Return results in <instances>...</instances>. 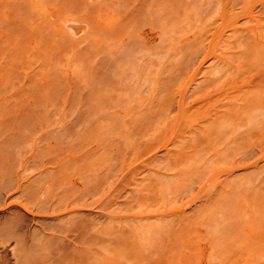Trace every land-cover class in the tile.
<instances>
[{"label":"bare ground","instance_id":"obj_1","mask_svg":"<svg viewBox=\"0 0 264 264\" xmlns=\"http://www.w3.org/2000/svg\"><path fill=\"white\" fill-rule=\"evenodd\" d=\"M58 1L0 0V264H190L191 262L196 264L199 261V257H203V254H205L203 251L206 249L208 250V254L205 256L208 264H264V0H205V3L203 0H198L197 2H201V5L200 3H195L196 0H181L182 4L178 2L179 0H130L131 2H126L133 5L132 8L128 4L125 5L126 9L127 7L129 10L131 9L128 12L129 14L124 13L127 14L124 15V17L126 16V24H135L138 17L141 18L143 14L149 11L147 13L148 15H145L148 17L150 14L151 17L154 14L151 18L153 20L151 22L150 19L149 24L151 23L153 25L154 23L153 26L155 27L152 26V30L158 27L161 33H157V37L160 34L158 39L162 37L161 35L165 34L163 36L165 40L163 37L162 39L165 44H169L167 42L171 40L172 34L174 36L176 32L177 34L175 35L177 36L172 37V39L176 37L177 42L173 39L169 45L165 46L158 39L156 41L160 43L157 45V42H155L154 44L152 39L148 38L147 35L139 34L135 36L136 38L133 35L131 37V33L134 34L136 25L140 29L146 26L144 24L145 22L142 24L141 19L138 20V24L141 26L135 24V28L130 31L126 27V24H121L120 32H123L124 36H129L131 39L126 38L128 40L127 43L126 41H122V43H126L124 46L123 44L121 45L124 47L122 49L119 44L121 43L120 38L122 39L123 37V40L125 39L119 32L116 38L112 40L113 42H110L111 49V45L115 44L118 40L119 43L117 42L115 44L116 48L119 45L118 49H115L113 45L108 56L106 48H109V44L106 48H104L105 46L102 48V50L107 52L100 53L103 56L105 54V57L102 59L108 57V60L106 59L104 61L105 63L107 62L106 67L103 66L106 70L99 67L104 63L98 65V69L106 71V73L104 72L102 74L98 72L100 70H94L96 71L95 73L98 72V75L101 74V76L96 75L97 77H95V73H93L94 78H104L105 75L104 80L97 79L100 82L98 85L96 79L92 77V70L97 65H93L94 67L91 66V61L99 53V50L97 53L93 52H95V49L100 48L98 47L100 43H93L95 41L89 38V35L92 38L93 36H98L96 37L97 40L102 37L100 40L103 39L101 41L103 45L104 42H107L106 40L104 41V38L107 40L110 39L109 35L106 38L103 36V33L106 35L110 31L111 33H115V29L111 25L109 27L106 26L107 20L105 19V13V26H101L100 28L98 24L99 26L97 25L98 27L95 31V27L92 25L91 27L94 29H89L93 30L92 32L99 30L98 32L100 33L101 31V37H99L100 35L98 33L92 34L91 31V33H88L89 26L86 28L87 31L84 29L88 34L82 29L81 31L85 33L84 37L81 35L82 38L80 37L78 39L77 35L74 37L76 33L73 32L75 31L74 29L72 31V26H65V22L69 19L67 18L66 20L65 18L64 21V17L61 16L62 11L64 13L66 12L65 9H70V4L75 0H71V2L67 1V4L65 2L66 0L64 2L60 0L61 4ZM134 1L135 5L132 4ZM89 3H92V0ZM138 3L140 7L137 6ZM202 3L207 6H203ZM59 5L61 8L65 5V8L63 7L61 9L58 7ZM79 5L77 4L78 7H80ZM197 5H200L199 7L201 9L198 7V10H196ZM147 6L148 10L146 8ZM104 8L108 7L104 6ZM59 9L61 11H58ZM72 9H74L73 6L70 10ZM192 9L195 10L194 13H192ZM178 10H180V13H178ZM199 10L200 12L197 13L196 11ZM181 12L185 16L187 15V18H184V20L180 19L181 17H185ZM196 13L197 15L195 16L197 18H195L199 20V23H196L198 20H195L194 23L190 21L189 24V19L194 20L195 18L191 19V17H194L193 14ZM188 15L191 17L189 18ZM203 16H205L207 21L202 18ZM209 16L211 19L214 17L212 19L213 21L217 19L214 21V23L217 21V26L211 23L209 24V26L211 25L209 28L207 24L212 21L211 19L208 21ZM60 17L63 20L61 19L59 21V19H56ZM51 18H55L58 21L55 19L52 20ZM156 18L160 20H156ZM181 20L186 28L187 26L188 28L191 27L190 25L192 24L193 27L194 25H200V27L196 26L197 29L200 28L199 30L204 28L198 32L200 33L199 35L195 33L198 31H196V27L192 29L193 32L189 30L192 33L191 36L194 34V37H192L193 39L195 38L194 40L190 38L188 29L186 30L189 34V37L187 36L186 38L189 44H192L193 41H197L200 38L206 41H209V39L212 40L213 38H210L212 34H209L210 36H202L201 33L203 32L202 34H205L208 28L210 30L215 26L213 30H215L214 41L216 42H213L212 45H217L216 50L210 44L211 40L209 41L210 45H207L208 49H210L208 50L205 46L206 49L204 50L208 51H203L202 55L198 51L193 52V46L191 51L194 54H190L188 60L187 55L189 54L185 51V57L182 49L187 42L184 43V40L181 41L180 36L178 37L181 34L182 28H180L179 34L176 31L178 28L175 29V27H184L180 23ZM203 21H205L204 24L205 26L207 25L206 27L203 26ZM177 22L178 26L175 24ZM155 23L162 25L159 27ZM186 23L188 24L186 25ZM146 24L148 23L146 22ZM122 26H125L129 33L125 32L127 29L122 30ZM102 28L107 29V31H102ZM135 31L137 32L139 29ZM125 33L129 35H125ZM182 33H185V31H182ZM167 34L168 37L166 36ZM196 35L199 39H196ZM204 36L209 37V39L207 40ZM132 38L135 39L133 42L131 41ZM168 38L170 39L166 42ZM178 38L182 44L178 43ZM73 39H78L79 41L77 40V42ZM81 39L82 42L84 40L85 42L86 40L91 41V45L88 41L86 42L90 46L88 44V47L87 45L86 47L82 45L84 47L82 49H86L87 51L94 49L93 52H89V56L92 54V57L87 58L88 53L84 50V57L88 60L86 59V63H83L81 60L80 62H76L75 60L81 58L79 53L83 51L81 50V45L78 44L80 46L78 59L72 58L74 59H71L73 65L69 67V59L67 60V58L70 54H67L65 50L68 52L71 48L73 50L74 43L78 50L77 43H82L80 41ZM200 40L203 42L202 39ZM61 41L64 46L67 42V47L69 46L68 43H70L71 48L66 49V47H62V43H58ZM172 41L174 45L178 44L177 48L181 45L180 48L183 52H179V54L182 53L184 56L180 55L181 58L178 57L180 59L184 58L185 62H187L186 65L176 58L177 52L171 55L175 53L174 49H176L172 45ZM202 42L198 45L202 44ZM57 43L58 46H61L60 48L57 47ZM159 44L160 46L163 44L165 48L169 46V49L164 48L161 49L162 52L159 51L162 53V56L164 54L167 56L168 54L170 59H173L172 56H175L178 64L177 62H175V65H173V62L169 65L165 64L166 67L169 66L170 70H168V73L166 72L165 77L162 75L164 78L161 77L163 79V82H161L163 85L160 84L159 86L157 82L155 83L157 85H151V89L150 85L146 84L149 90H151H147L148 93H157L155 90L153 92V89L155 86H159L160 89L162 85L161 92L158 91L159 94L157 93L158 96L151 94L155 97L152 99L149 97L151 95L148 94L147 100L140 102L130 101L132 102H129L130 105L132 104L130 106L128 103L129 100L135 99L137 101L136 97L138 93L140 94L139 91L141 89L139 88L142 84L141 82L143 84L148 83L150 76L157 73L156 75L160 77L161 74L158 73L164 72V69H161L162 67L159 68L160 65L158 64L160 53L158 51L159 54L152 52L153 49L158 50L161 48H158ZM92 45H94V48ZM172 46L174 49L170 50ZM90 47L93 49H87ZM197 47L201 52L204 46L201 47L200 45ZM29 48L31 49L29 50ZM33 49L38 53L34 52L35 50ZM56 49L59 50L56 51ZM54 51L58 52L57 55L56 53L54 54ZM62 52H64L63 55L66 53V56H64L66 59L64 60L68 62L63 61L64 57ZM27 53H29V56ZM48 55L51 57H49L50 59L54 58L56 63L48 59ZM55 55L56 57L59 56L57 61ZM71 55L69 58L74 57L75 54L73 55L71 53ZM30 56L31 58L29 59ZM60 56L63 58L61 57V59ZM152 56H154V59L151 58ZM99 58L97 57L95 62ZM164 58L163 60L166 62L162 61L161 57L159 59V61L161 60L160 64L169 61L168 57L167 60ZM32 60H36L37 62L34 61L33 63ZM82 60L84 61L83 58ZM152 60L158 64L155 65L153 63L155 68L152 66ZM51 61L57 65L52 64L54 65L52 67L50 65ZM58 61H63L62 63L64 65L65 63L67 64V67L64 66L65 69L75 68V65L78 68L82 63L81 69L78 68L81 71L78 70L77 73L76 68L75 73L77 74L72 73L74 78L71 79L68 76L72 80L69 82L74 83L79 79H82L81 81L84 79L86 87H89L90 84L88 83L91 82V92L89 91L90 87L85 88V85L80 80L79 82L77 81V84L75 82L74 85L69 83V85H73V88L80 83L78 86L82 90L84 88L87 89L86 93H84L85 90L83 92L85 95L80 94L78 99L79 93L82 90L80 92L78 86L75 88L76 91L78 89L77 93H79L78 96L77 94H73V97H77L75 104L79 105H77L78 109L74 106L76 110L72 107L77 113V115H71L73 116L72 118L69 113L66 114L68 110H65L63 114L61 113L60 109L62 106L60 107V104L62 102L59 104V101L65 102L64 99H71L70 96L66 98V93L68 94L66 90L70 87L65 88V84L68 85L66 82L68 80V77H66L67 71H73V69L65 71V76V74H62L65 70L64 67H61L63 64ZM207 61H211L208 64L210 65L211 63V66H215V68L213 67L212 69L214 70H212L210 68L211 66L206 64L203 69L207 67L210 69L207 68L209 70H207L208 72H202L203 69L201 68ZM47 62L50 63L48 64ZM57 62L61 65L59 66ZM87 64H90L91 69ZM45 65H49L50 67L47 66L49 67L47 68ZM165 65L163 68H165ZM53 68H57L58 70H56L58 72H55ZM152 68L153 70L156 69L155 71L157 72L154 73L155 71H151ZM157 68L162 71L157 70ZM59 69H62L63 72ZM189 69L190 73H187ZM90 70L92 71L91 73ZM53 72L59 74V76H56L57 74L55 75ZM59 72H61V75ZM80 72L83 73L81 74ZM84 72L87 74L90 73L89 76L94 80L89 81L90 77ZM185 74H187V77ZM77 75L79 77L82 76L79 78ZM184 75L187 79L183 77ZM200 75L201 78L199 77ZM83 76L84 78H82ZM59 77L60 79L64 77V80L66 78V83L63 84L62 79V83L60 84L61 86L63 84V88L66 90L64 89L65 95L63 94L64 96L62 95L63 97H60L63 99L58 100L57 104L55 100L60 99L59 96L63 92V88H61L58 89V91H61V94H57V87L59 86L57 79ZM76 77L78 79H75ZM117 78L124 82L120 83L119 80H116ZM151 79L153 78L151 77ZM182 79H185L186 82H183ZM93 81H95L96 84L94 83V85L96 87L100 85L104 87L106 84L105 88L107 87L109 91L107 93L108 97L102 95L105 98H101L100 95L104 94L105 91L101 86V88H95L92 84ZM180 82L182 84L177 89L176 86ZM194 82L198 85L194 86ZM118 84H122L123 87L127 88L125 89L126 92L122 93L127 102L124 104L126 107L123 105V110H120L121 105L118 103L120 101L116 103V98L120 99L122 91V85L118 88ZM72 87L71 89L73 90ZM180 87L184 89L179 91L181 89ZM189 87V91L192 88V92H190H194L195 94H191L188 91ZM170 88H174L176 91L178 95L177 100L163 96L162 91L166 93ZM195 88L198 90L195 91ZM101 89H103V92L99 93ZM127 90H130V94L132 95L133 93L135 98L132 96V99H129L127 96L130 94L126 96L128 93ZM118 91L120 94L117 96ZM175 91L171 92L173 93ZM92 92L93 94L89 96ZM114 92L117 94L115 95ZM96 93L100 94V97H97L98 94L96 95ZM187 94L191 96L188 95L187 98ZM86 95L88 97L96 95L99 98L98 100H103L102 104L106 103V105L104 104L103 107L100 104L101 102H97L101 109L97 113V107L94 105H92L93 107L91 106V102L96 98L91 100L93 97L88 99ZM82 96L81 101L84 98L86 103L88 102L87 99L89 101L91 100V102L87 103L88 106L86 105L87 108L89 107L88 110L85 109L84 100L82 101L84 106L82 102L80 103ZM192 96L193 98H200L199 103ZM73 97L71 100H73ZM189 97L191 98L189 99ZM156 98L157 100L160 98V100L157 101L155 100ZM187 100H193V102H188ZM53 102L59 107L55 106L53 109ZM73 102H69L70 105L71 103L73 105ZM51 103L52 105H50ZM205 103L210 106V109L207 110L210 113L205 114ZM46 104L48 106L50 105L51 108L47 107ZM197 105L203 106L205 111ZM78 106H81V108ZM82 108L85 113L82 110L80 111ZM104 108H106L105 116L103 113L105 111H102ZM174 108H176V113L173 111L175 110ZM52 109H58L59 112L57 110L54 112ZM78 112L82 115V117L79 116L83 118V123L80 121L82 119L77 118L79 117ZM91 112L98 114V118L104 122L95 125L92 119L95 117L98 122L100 120L96 114V116L92 115ZM86 113L89 116H85ZM53 114L57 116L59 114V117L63 115V120L62 118H58V122H62L61 125H66V122H64L65 120L67 121L65 114L66 116L69 114V118L73 124L76 122L79 124L80 121L82 126L84 124L83 129H85L82 130V126L80 124L76 125L77 123L75 124L77 127L75 125L72 126L71 122L69 126V120L65 128L68 127L64 129L60 123H56L57 119L54 121L58 124L54 127L57 131L56 129L54 131L52 127L54 123L46 122L47 119L50 120L49 118ZM37 115V122L39 123L35 125L34 129L32 128V131H36V133H30L34 135L37 134V131L40 133L42 130L40 126H44L45 124L43 123H46V126H44L46 129L48 125H51L47 129L49 133L45 132V128H43V132L51 137L54 136L55 138L56 136L60 139L57 140L55 138L54 141V138L50 137L54 144L49 143L55 146H53L55 153L50 144V151L52 150L53 154L49 153L48 149L45 150V152L49 153V155L46 153L47 158L50 156L48 160H52V163L49 162L51 165L46 163L42 164L41 161V165H39L40 163L36 167V164L34 165L35 169L38 168L36 176L39 179L34 178L36 177L35 174H33L34 177L24 176L25 171L28 169L25 161L21 160L22 162L18 164L20 166L18 169L14 165L16 162L12 163L14 159H12L13 155L10 153L13 149H11V144H13L12 135L14 132L13 141H23L21 140L22 136H20L21 139L16 138L18 136L15 137L16 133H19L21 129L23 130L25 128L26 122L30 121L27 123L28 125L34 123L36 121L34 118ZM54 115L51 119L57 117ZM91 115L94 117L88 120L92 124L90 122L88 124L85 120L90 118ZM44 116H47V118L45 119ZM41 117L46 121L44 122ZM13 118H16V120H13ZM17 118L19 120L23 118L20 121L25 122V124L20 121L18 122L21 124H18L16 122L18 120ZM40 121H43V123ZM23 124L25 125L24 127ZM38 125L40 130L36 127ZM57 126L61 127L58 128ZM29 128L31 127L29 126ZM68 128L78 129L79 132L78 130H67ZM59 129L60 131H65V134L62 132L64 136L60 135L61 132H58ZM49 130H53L51 133L54 134L51 135ZM27 131L25 132L24 130L23 132L27 133ZM29 131L27 134L30 135ZM23 132H20V135ZM98 133L100 136L102 134V141H99L100 137ZM24 134L22 135L24 136ZM86 134L88 137H86ZM32 137L34 138L33 135ZM36 139L38 138H34V140ZM97 139L100 143H98ZM31 140L33 144H36V141L34 143V140ZM31 140L30 142L32 143ZM24 141L23 145L29 142L28 139L27 142L25 141L26 143ZM55 142H60V144ZM84 142L100 144L102 152L100 151L98 154L100 150L98 147L100 148V145H95V148L97 147L96 149L92 147L93 150L89 148L83 149ZM17 143L15 144L16 146L19 144ZM20 143L22 144V142ZM31 143L29 144L31 145ZM88 143L86 147L90 146ZM21 144L19 146H22ZM81 145L83 146L81 147ZM140 150H144L141 152V155L146 154L148 158H145L144 155L143 157L146 160L141 161V163L138 161V164H136L137 161L134 160V156L139 154ZM160 151L161 154L163 152V155H159ZM132 154L133 156H131ZM23 155H19L22 156L21 159L24 157ZM52 155H55V157L53 156V158ZM92 155H94V158H91ZM95 156H99V158L96 159ZM17 159L15 158V160ZM93 159L95 160L92 163ZM143 169L147 172L149 169L148 173L150 174L146 175L147 173L142 172L143 174L140 176V172ZM144 174L146 176H142ZM123 192L125 193L124 196H122ZM93 208H97L96 211H99V214L97 213L98 215L95 213L92 216L87 213L91 209L93 211ZM197 259L198 261H196Z\"/></svg>","mask_w":264,"mask_h":264},{"label":"rangeland","instance_id":"obj_2","mask_svg":"<svg viewBox=\"0 0 264 264\" xmlns=\"http://www.w3.org/2000/svg\"><path fill=\"white\" fill-rule=\"evenodd\" d=\"M55 1L57 2V0H55ZM61 1H62V0H61ZM61 1L59 0L58 2L60 3ZM67 1H68V2H71V0H66V1H65L66 4H67ZM79 1H80V0H75V1H73V2L70 4L71 6L69 5L70 7L68 6L70 9H71V7L73 6L74 9L70 10V9H68L67 6H66V8H67L68 10L65 9L66 12L63 13V11H62V13H61V14H62L61 16L64 17V21H65V18H66V20H67V18L69 19L68 21L65 22V26H70V27L72 26V28H71L72 31H73V29L75 30V31H73V32L76 33L74 37H76V35L78 36V39L81 37V35L84 37V34L87 33V32L84 31V29L86 30V28L89 27V26H90V28H88V33H89L90 31H91V32L93 31V30H89V29H94V28L91 27L92 25L95 27V31H96V29H97V27H98L99 25H100V28H101V26H105V25H104V20H105V19L107 20V21H106V26L109 27V25H111V26L115 29V33H111L110 30H108V31H110V33H109V32H108V33L106 32L107 35L103 33V36L106 37V38H108V37H107L108 35L110 36V37H109L110 39H108V40L104 38V41L106 40L107 42H104V43L102 42L103 45L101 44V41H102L103 39L100 40V39L102 38L101 35H100L101 31H100V33L98 32L99 30H97V32H92V34H94V33H98V35H100L99 37H101V38H98V40H97V38H96V37H98V36H93V38H92V36L89 35V36H90L89 38H91L93 41H95V42L92 41L93 43H95V44H96V43H100V45L98 44V47H100L99 49H95V50H94V49H93V48H94V47H93L94 45H92L93 48H91V47H90V48H87V49H91V50L93 49L95 52H93V50H92V51H87L86 49H82V47H83L82 45H85L84 47H86V45L88 44V43L86 44V42H87L88 40H86V42H85V40H84V42H82V39H81L80 41H81L82 43H77V45H78V44L81 45V50H83V51H81L82 53L80 52V48H79L80 46L78 45V48H79V49H78L79 51H78L77 48L75 47V43H74V48H73V50H72V48L70 47V46H71L70 43H68L69 46L67 47V46H66L67 42H66V43L64 42V43H65V46L63 45L62 41H61V42H58L59 44L62 43V47L64 46V48L66 47V49H69V47L71 48L72 51L69 50V52H68V51L65 50V52H66L67 54H68V53L70 54V55H68L69 57L72 56L71 53H73V55H74V54L76 55V57H75V55H74V57H71V58H69V57L67 56V57H68L67 60L69 59L68 61H69V62L71 61V62L69 63V62L66 60V61L68 62V66H69V67H70L71 65H73V64H72V62H73L72 60H74V59H72V58H77V57H78V52L81 53V54L79 53V55H80L81 58L79 57L80 59H79V60H75V61H76V62H77V61L80 62V60H81L83 63H84V62L86 63V59L89 58V57H90V58L92 57V54H91V56H89V52L97 53V51L99 50V51H98L99 53H97L98 56L95 55V56H96V57H95L96 59L94 58V60H93V58H92V61H91V64H92L91 66H93V65H94V66L97 65L96 68L93 66V67H94V69L92 70L93 72L90 70V73L92 72V77L94 78L93 73H95L97 70H100V71H98V72H100V73H102V74H103L104 72L106 73V71H102L101 69L106 70V68L104 69L103 66L106 67V63H107V62L105 63L104 61H105L106 59L108 60V57L105 58V59H102L103 57H105V54H104V56H103V54H100V53H101V52H102V53L105 52V50H102V48H103L104 46H105L104 48H106V47L108 46V44H109V46H108V47H109V48H108L109 50L106 48V51H108V53L105 52V53H107L108 56H109V52H110V50L113 48V45H114V47H115V44H116L117 42L119 43L118 40H117V42L115 41L116 43L113 44V45H111L112 47H111V49H110V44H111L110 42H113L112 40H114V38H116V36H117L118 33L120 32V30H121V29H120L121 24H123V23H124V25L126 24V21H125V17H126V16L124 17V15L129 14L128 12H129L131 9L129 10L128 7H127V9H126V6H125V5L128 4V3H129L128 1H130V0H94V1L92 0V3H89L91 0H88V1H87V0H81L80 2H79ZM82 1H84V2H83L84 4L81 3ZM116 1H118V2H116ZM119 1H120V2H119ZM131 1H132V0H131ZM131 1H130V2H131ZM136 1H137V0H136ZM148 1H149V0H148ZM177 1H178V0H177ZM182 1H183V0H182ZM182 1L179 0L178 2H179L180 4H182ZM194 1H195V0H194ZM197 1H198V0H196L195 3H198ZM199 1H200V0H199ZM204 1H205V0H203V2H204ZM214 1H215V0H214ZM63 2H64V0H63ZM74 2H75L76 5L74 4ZM87 2H88L90 5L92 4L91 7H89L90 5H89ZM104 2H105V3H104ZM126 2H128V3H126ZM59 3H58V4H59ZM80 3H81V5H79ZM199 3H200V5H201V2H199ZM199 3H198V4H199ZM204 3H205V2H204ZM58 4H57V5H58ZM60 4H61V3H60ZM77 4H78L80 7H78ZM132 4L135 5V1H134V3H132ZM177 4H178V3H177ZM202 4H203V3H202ZM62 5H63V4H62ZM62 5H61V6H62ZM84 5H85V7H84ZM86 5H89V6H86ZM128 5H129V7H131V8H132V6H133V5H131V3L128 4ZM128 5H127V6H128ZM200 5H197L196 10H198V7H199ZM205 5H206V4H205ZM205 5L203 4V6H205ZM64 6H65V5H64ZM64 6H62V8H63ZM76 6H77L78 8H77ZM82 6H83V7H82ZM104 6H106V7H108V8H104ZM112 6H113V8L116 6V7L114 8V10H112L113 8L111 9ZM137 6L140 7V4L138 3ZM145 6H146V4H145ZM194 6H196V5H194ZM206 6H207V5H206ZM206 6H205V7H206ZM55 7H56V6H55ZM58 7H60V5H59ZM86 7H88V8H86ZM142 7L144 8L143 5H142ZM142 7H141V9H143ZM60 8H61V7H60ZM62 8H61V9H62ZM64 8H65V7H64ZM146 8H147V10H148V6H147ZM193 8H194V7H193ZM199 8L201 9V7H199ZM203 8H204V7H203ZM56 9H58V8H56ZM104 9H105L106 11H105ZM153 9H154V8H153ZM63 10H64V9H63ZM107 10H108V11H107ZM111 10H112V12H114V11H115V12H114V13H112V12L109 13ZM127 10H128V11H127ZM145 10H146V9H145ZM151 10H152V9H151ZM154 10H155V9H154ZM55 11H57V10H55ZM58 11H61V10L59 9ZM192 11H193L192 13L195 12L194 9H192ZM150 12H151V11H150ZM154 12H156V11H154ZM196 12L198 13V12H200V10H199V11H196ZM55 13L58 14L57 12H55ZM55 13H54V14H55ZM59 13H60V12H59ZM105 13H106V15H105ZM108 13H109V14H108ZM115 13H116V14H115ZM124 13H127V14H124ZM140 13H141V10H140ZM142 13H143V11H142ZM147 13H149V11H148ZM147 13H145V14H147ZM178 13H180V10H178ZM178 13H177V14H178ZM182 13H183V12H181V14H182ZM184 13H185V11H184ZM184 13H183V14H184ZM197 13H196V14H193L194 17H193V16L191 17V16H189V15H188V16H189V18L191 17V19H193V18L196 17L195 15H197ZM56 14H55V15H56ZM114 14H115V15H114ZM145 14H143L144 16L142 15L143 17L141 16V18L138 17L137 22H136L135 24H138V20L141 19L142 24H143V22H145L144 24H145L146 26H148V27L145 26L144 28L141 27L142 29H140V28H138V26L136 25V29H135V30L139 29V31L136 32V31L134 30V34H135V35L131 33V37H133V36L135 37V36H137V35H139V34L144 35V36L147 35V37L150 38V39H152V41H153L154 44H155V42H157L156 40L158 39V37L160 36L161 33L159 32L158 27H157V28H154V29L152 30V26L154 25V23H153V25H151V23L149 24L150 19L152 18V16H153L154 14H153L151 17H150V14H149L148 17H150V18L146 17ZM55 15H54V16H55ZM104 15H105L106 18L104 17ZM147 15H148V14H147ZM179 15H180V14H179ZM191 15H192V14H191ZM57 16H58V15H57ZM115 16H116V17H115ZM157 16H158V15H157ZM184 16H185V14H184ZM128 17H129V16H128ZM154 17H155V16H154ZM180 17H181V15H180ZM180 17H178V18H180ZM206 17L208 18V16H206ZM211 17H212V16H211ZM104 18H105V19H104ZM142 18H143V19H142ZM184 18H187V15H186L185 17H183V18L181 17L180 19H183V20H184ZM196 18H197V17H196ZM196 18H195L194 20H190V19H189V24H190V21H192V22L194 23V21L196 20ZM199 18H200V17H199ZM202 18H203L204 20L206 19L205 16H203ZM213 18H214V17H212V19H213ZM51 19H52V18H51ZM53 19H55V18H53ZM53 19H52V20H53ZM56 19H59V21H60V20L62 19V17H60V18H56ZM56 19H55V20H56ZM158 19H159V18H156V20H158ZM210 19H211V18H210V16H209L208 21H210ZM212 19H211V20H212ZM62 20H63V19H62ZM152 20H153V19H151V22H152ZM159 20H160V19H159ZM177 20H178V19H177ZM186 20H188V19H186ZM186 20H185V22H187ZM197 20H198V19H197ZM197 20H196V21H197ZM200 20H202V19H200ZM215 20H217V19H215ZM215 20H214V21H215ZM218 20H219V19H218ZM56 21H58V20H56ZM64 21H63V22H64ZM69 21H70V23H69ZM141 21H140V22H141ZM206 21H207V19H206ZM212 21H213V20H212ZM212 21H210V23L206 22V23H208L207 25L209 26V24L214 23V21H213V22H212ZM54 22H55V21H54ZM61 22H62V21H61ZM121 22H122V23H121ZM146 22L150 25L151 28L149 27L148 24H146ZM185 22H184V23H185ZM204 22H205V21H203L202 24H204ZM216 22H217V21H216ZM216 22H215L214 24H216V26H217V23H216ZM218 22H220V21H218ZM58 23H59V22H58ZM158 23H159V22H158ZM180 23L183 24L182 20H181ZM180 23H179V24H180ZM196 23H199V20H198V22H196ZM196 23H195V24H196ZM200 23H201V22H200ZM66 24H67V25H66ZM98 24H99V25H98ZM135 24H134V23H133V24H126V25H127L126 27H127V28L129 29V31H130V30H133V29L135 28ZM155 24H157V23H155ZM175 24L178 26V22L175 23ZM187 24H188V23H186V25H187ZM191 24H192V23H191ZM60 25H61V23H60ZM62 25H64V23H62ZM95 25H96V26H95ZM97 25H98V26H97ZM138 25H140V24H138ZM157 25H159V27H161L162 24H157ZM157 25H156V26H157ZM183 25H184V24H183ZM192 25H193V24H192ZM192 25H190L192 28L189 27V28H191V29H189L188 26H187V28H186L185 25H184V27H182L181 24H180L181 27H175L174 25H172V26L175 27V29L178 28V30L176 29V31H178V34H179V31H180V28H182V31H185V33H182V31H181V32H180L181 34H179L178 37L180 36L181 41L184 40V41H183L184 43L187 42V44H185V46H184V44H183L184 47H182V49H183V51H184L183 54H185V57H186V53H185V51L189 54V55H187V58H188V56L190 57V54L193 55V54H194L193 52H196V51H198V52L201 53V55H202L203 51L206 52V51H208V50L210 49V48L208 49V46H207V45H210V44L212 45L213 42H216V41H214V40H215V38H214V37H215V34H214V33H215V30H213L214 27H215L214 25H213L214 27L211 28L213 31H212L211 29L209 30V28L211 27V25H210L209 28H208V31H207L205 34H202L203 32L201 33L202 36H203V35H205V36H210V35L212 34L211 37H210V38H213L212 40L209 39V37L207 38V37L204 36V38H206L207 40H208V39H209V41L211 40V43H210V44H209V41H206V40H203V38H200V39L203 40V42H202V41L199 39V37H197V35L200 34V33H198V32L202 31L204 28L201 29V30H199L200 28L197 29V27H198V26L200 27V25H196L197 27L194 25V27H196V31L198 30L197 32H195V33H198V34L196 35V39H199L200 41H199V40H197V41H193L192 44H189L188 41L186 40V38H187V36L189 37V34H190V38H191V39H193L192 37H194V36H193L194 34L191 36L192 33L189 31V30L192 31V29H194V27H193ZM207 25H206V26H207ZM218 25H219V23H218ZM140 26H141V25H140ZM143 26H144V25H143ZM203 26H205V24H204ZM203 26H202V27H203ZM206 26H205V27H206ZM73 27H74V28H73ZM124 27H125V26H124ZM124 27L122 26V28H123L122 30L127 29L126 27H125V28H124ZM153 27H155V26H153ZM174 27H173V28H174ZM202 27H201V28H202ZM100 28H99V29H100ZM106 28H107V27H106ZM82 29H83V31H84L85 33H83V31H81ZM102 29H103V28H102ZM102 29H101V30H102ZM119 29H120V30H119ZM128 29H127V31H125V32H128ZM175 29H174V30H175ZM187 29H188V30H187ZM157 30H158V32H157ZM186 30L189 31L190 33L188 34V32H187ZM86 31H87V30H86ZM102 31H107V29H106V30L103 29ZM205 31H206V30H205ZM210 31H211V32H210ZM73 32H72V33H73ZM91 32H90V33H91ZM131 32H132V31H131ZM135 32H136L137 34H136ZM143 32H144V33H143ZM149 32H150V33H149ZM192 32H193V31H192ZM209 32H210V33H209ZM77 33H78L80 36H79ZM88 33H87V34H88ZM120 33H121V32H120ZM128 33H129V32H128ZM128 33H125V35L128 34ZM157 33H160V34H158V35H159L158 37H157ZM121 34L124 36V33H123V32H122ZM153 34L155 35V37H154ZM175 34H177V33L175 32ZM175 34H174V36H177V35H175ZM187 34H188V35H187ZM206 34H207V35H206ZM209 34H210V35H209ZM213 34H214V36H213ZM105 35H106V36H105ZM122 35H121V37H122ZM128 35H129V34H128ZM128 35H127V36H128ZM132 35H133V36H132ZM169 35H170V34H169ZM201 35H200V36H201ZM86 36H87V35H86ZM149 36H150V37H149ZM161 36L163 37V36H165V34H164V35H161ZM166 36L168 37V34H167ZM174 36H173V34H172V36H171V40L174 39V41L176 40V42H177V39H175L176 37L172 39V37H174ZM202 36H201V37H202ZM151 37H152V38H151ZM162 37H161L160 39H158V40H161L160 42H162L165 46H166V45H169L171 40H170V41H168V40H169L170 38H168V39L166 40V42L168 41L167 43H169V44H165V42L163 41V39L165 40V38L163 37V39H162ZM167 37H166V38H167ZM81 38H82V37H81ZM87 38H88V37H87ZM89 38H88V39H89ZM94 38H95L96 40H95ZM117 38H118V37H117ZM126 38H128L129 40L131 39L129 36H128V37L124 36V39H125V40H123V37H122V39L120 38V40H121V43H119L120 46H121L122 44H123V46H124V45L127 43L128 40H126ZM135 38H136V37H135ZM78 39H76V40L73 39V40H74V41H77ZM118 39H119V38H118ZM153 39H154V40H153ZM180 39L178 38V40H179L178 43H179V44H182V42L180 41ZM194 39H195V38H194ZM194 39H193V40H194ZM115 40H116V39H115ZM134 40H135V39L132 38L131 41L133 42ZM78 41H79V40H78ZM78 41H77V42H78ZM96 41H97V42H96ZM98 41H100V42H98ZM108 41H109V42H108ZM122 41H123V42L126 41V43L124 44V43H122ZM88 42L90 43L91 41L89 40ZM160 42L158 41V42H157V45H158V43H160ZM180 42H181V43H180ZM200 42H202V44H200L201 47H202V46H204V47L206 46L208 50H204V49H206V47H205V48L202 47L203 50L201 49L202 51L200 52L199 48L197 47V46H200V45H198ZM58 43H57V47L60 48L61 46H58ZM83 43H85V44H83ZM105 43H107V44H105ZM173 43H174V42L172 41V45H174ZM163 44H161V46H160V44H159V47H158V46H157V47H158V48L161 47V48L158 49V50H154V49H153L152 52H155V54H159V53H160V54H159L160 56L158 55V56L160 57L159 59H161V57H162V61H164V62H166V61L163 60V57H165L164 59H166V60H167V57H168L170 62L167 61L168 64H167V63H164V62H163L164 64H160V61H161V60L159 61V59L156 57V59H158V64L160 65V67H159V66H158V67H159V68L162 67L161 69H164V70H163L164 72H162V73L159 72V73H158V74H161L160 77H158V75H156V74H157V73H156L157 71H155L156 69L153 70V68H155V66H153V63H155V65H158V64H156L157 60L155 59L156 62H154V61L152 60V66H153V68L151 69V71H153V72L155 71L154 73H156V74H153V76H150V77H149V80H148V83H149V84H148L147 82H146L145 84H143V82H141L142 84L140 85V88H139V89H141V90L139 91L140 94L138 93V94H137V97H136V98H137V99H136L137 101H135V99H132V96L134 97L133 93H132V95H131L130 92H129L130 90H129V91L127 90L128 93L126 94V96H127L128 94H130L131 96L129 95V96H127V97H128L129 99H130V98L132 99V100H129L128 103H129L130 101H133V100H134V102L145 101V100H147V95H148V94H150V95H151V94H155V96H158L159 92H161L160 89H162V85H163V84L161 83V82H163V79H162V78H164V77L166 76V74L168 73V70H170V69H169V66L166 67V65H169L171 62H173V63H174L173 65H175V64H176L175 62H177V59H176V58H178V59H179L184 65H186L187 62H185V59H184V58H182V59H184V60L180 59V58H181L180 55H182V53L179 54V52H183V51H181V48H180L181 45H180V47H178L179 49L177 48V45H178L177 43H175V44H177V45H174V48L176 47V49H174L173 46L171 47L170 50H172V49L175 50V53H173V54H171V55L176 54V52H177L178 54H176V56H177L176 58H175V56H172L173 59H170V56H168V54H167V56H165V54L162 56V53H161L162 50H161V49H164V48H165V47H163ZM214 44H217V43H214ZM77 45H76V46H77ZM88 45H89V44H88ZM88 45H87V47H88ZM90 45H91V43H90ZM90 45H89V46H90ZM117 45H118V44H117ZM189 45H190V46H189ZM96 46H97V45H96ZM170 46H171V45H170ZM193 46H194V49H193L194 51L192 52V51H191V48H193ZM212 46H213L214 49L217 47V45H212ZM54 47H56V46H54ZM54 47H53V49H54ZM72 47H73V44H72ZM84 47H83V48H84ZM121 47H122V46H121ZM121 47H120V48H121ZM155 47H156V46H155ZM168 47H169V46H167L166 48H168ZM209 47H211V46H209ZM50 48H52V47H50ZM118 48H119V45L117 46V48L115 47V49H118ZM123 48H124V47H122V49H123ZM166 48H165V49H166ZM211 48H212V47H211ZM26 49L28 50V48H26ZM30 49H31V48H29V50H30ZM53 49H52V50H53ZM62 49H63V48H62ZM62 49H60V50H62ZM100 49H101L102 51H101ZM168 49H169V48H168ZM168 49H167V51H169ZM33 50H35V49H33ZM52 50H50V52H51ZM57 50H59V49H56V51H57ZM84 50H86V52L88 53V54L86 53L88 56L85 55L87 58L84 57ZM215 50H216V49H215ZM48 51H49V50H48ZM56 51H54V54L56 53V55H57L58 52H56ZM157 51H158V52L161 51V52L158 53ZM189 51H191V53H189ZM30 52H31V51H30ZM30 52H29V53H30ZM34 52H37V51L35 50ZM59 52H60V51H59ZM152 52H151V53H152ZM169 52H170V51H169ZM173 52H174V51H173ZM29 53H27L28 56H29ZM32 53H33V51H32ZM32 53H31V54H32ZM37 53H38V52H37ZM51 53H53V51H52ZM63 53H64V52H62V55H63ZM66 53H65V54H66ZM151 53H150V54H151ZM164 53H165V52H164ZM166 53H167V52H166ZM31 54H30V55H31ZM35 54H36V53H35ZM54 54H53V55H54ZM65 54L63 55V57L66 56ZM82 54H83V56H81ZM107 54H106V55H107ZM153 54H154V53H153ZM25 55H26V54H25ZM36 55H37V54H36ZM38 55H39V54H38ZM53 55H51V56H53ZM56 55H55V58H56V61H57V59L59 58V56L56 57ZM99 55H101L100 58H99ZM169 55H170V54H169ZM31 56L33 57V55H31ZM31 56L29 57V59L31 58ZM178 56H179L180 58H179ZM182 56H184V55H182ZM36 57H38V56H36ZM36 57H35V58H36ZM49 57H50V56L48 55V59L51 58V57H50V58H49ZM53 57H54V56H53ZM61 57H62V56H60V58H61ZM63 57H62V58H63ZM97 57L99 58V60L95 62V60H97ZM153 57H154V56H152L151 58H153ZM35 58H33V59H35ZM42 58H43V57H42ZM62 58H61V59H62ZM82 58L84 59V61L82 60ZM187 58H186V59H187ZM38 59H39V58H38ZM64 59H66V58L64 57V58H63V61H65ZM71 59H72V60H71ZM77 59H78V58H77ZM153 59H154V58H153ZM174 59H176V60H174ZM36 60H37V58H36ZM36 60H34V61H36ZM50 60L54 61L55 59L53 58V59H50ZM87 60H88V59H87ZM102 60H103V62H102ZM179 60H178V61H179ZM188 60H189V58H188ZM188 60H187V61H188ZM199 60H200V59H199ZM32 61H33V60H32ZM34 61H33V63H34ZM52 61H51V64H50V65L56 63L55 61H54V63H52ZM63 61H62V62H63ZM66 61H65V62H66ZM75 61H74V62H75ZM93 61H94V62H93ZM180 61H179V64H180ZM36 62H37V61H36ZM40 62H41V61H40ZM40 62H38V63H40ZM58 62H59V61H58ZM58 62H57V63H58ZM60 62H61V61H60ZM60 62H59V63H60ZM62 62H61V64H63V66H61V67H64V66L67 65L66 63H65V65H64V63H62ZM89 62H90V61H89ZM208 62H211V61H207V62L204 64V66H202L201 69H203V67H205L206 64L209 65ZM38 63H37V65H38ZM47 63H48V62H47ZM49 63H50V62H49ZM49 63H48V64H49ZM59 63H58V64H59ZM94 63H95V64H94ZM101 63H102V64L104 63L105 65H104V64L102 65ZM35 64H36V63H35ZM61 64H59V66H60ZM77 64H78V63H77ZM81 64H82V63H81ZM81 64H80V67L82 66ZM165 64H166V65H165ZM177 64H178V62H177ZM37 65H36V66H37ZM54 65H55V64H54ZM54 65H52V67H53ZM56 65H57V64H56ZM56 65H55V66H56ZM74 65H75V64H74ZM85 65H86V64H85ZM87 65H88V64H87ZM98 65H102V66H99V67H101V69H98V68H99ZM164 65H165V68H163ZM30 66H35V65H30ZM36 66H35V67H36ZM45 66L47 67V66H49V65H45ZM45 66H44V67H45ZM78 66H79V65H78ZM88 66H90V64H89ZM91 66H90V69H91ZM179 66H180V65H179ZM181 66H182V65H181ZM209 66H211V63H210ZM35 67H33V68H35ZM38 67H39V65H38ZM49 67H50V66H49ZM49 67H47V68H49ZM61 67H60V68H61ZM66 67H67V66H66ZM69 67H68V68H69ZM72 67H73V66H72ZM74 67H75V68H69V69H73V71H72V70H69V69H67V68L65 69V67H64L65 70H64V73H62V74H65V76H66L65 71L69 70L71 73H70L69 71H67V76H66V77L70 76L71 79L74 78L72 73L77 74V73H78V70H79L78 68H80V67L77 68V65H75ZM85 67H86V66H85ZM85 67H83V68L85 69ZM183 67H186V66H183ZM213 67L215 68V66H211L210 68L212 69ZM76 68H77V71H76L77 73H75ZM167 68H168V69H167ZM171 68H172V67H171ZM179 68H182V67H179ZM207 68L210 69L209 67H207ZM207 68H206V69L204 68V69L202 70V72H204V71L206 72V71L208 70ZM53 69L55 70V72H58V71H57V70H58L57 68H53ZM56 69H57V70H56ZM80 69H81V68H80ZM86 69H87V67H86ZM96 69H97V70H96ZM161 69H158V68H157V70H159V71H162ZM183 69H184V68H183ZM30 70H31V69H30ZM32 70H33V69H32ZM59 70H60V69H59ZM94 70H96V71H94ZM181 70H182V69H181ZM212 70H214V69H212ZM212 70H211V71H212ZM27 71H28V70H27ZM27 71H26V72H27ZM60 71L63 72L62 69H61ZM79 71H81V70H79ZM82 71H83V70H82ZM88 71H89V69H88ZM101 71H102V72H101ZM189 71H190V69L187 70V73H188ZM208 71H209V70H208ZM208 71H207V72H208ZM30 72H33V71H30ZM30 72H28V73H30ZM55 72H53V73H55ZM86 72H87V71H86ZM86 72H84V73H86ZM98 72H97V73H98ZM153 72H152V73H153ZM166 72H167V73H166ZM184 72H185V71H184ZM59 73H60V75H61V72H59ZM68 73H70V74H68ZM80 73L82 74L83 72H80ZM90 73H89V74H90ZM97 73H95V77H97V76H96V75H98ZM189 73H190V72H189ZM56 74H57V73H55V75H56ZM86 74H87V73H86ZM89 74H87V76H89ZM118 74H119V73H118ZM71 75H72V76H71ZM83 75L86 76L85 74H83ZM116 75H117V74H116ZM150 75H151V73H150ZM162 75H163L164 77H162ZM185 75H186V77H187V74H185ZM185 75H184L183 77H185ZM56 76H59V74H57ZM65 76H64V77H65ZM77 76H78V75H77ZM81 76H82V75H81ZM81 76H80V77H81ZM84 76H83L82 78H84ZM87 76H86V77H87ZM98 76H101V74L98 75ZM102 76H103V75H102ZM117 76H118V75H117ZM60 77H61V76H60ZM60 77H59V79H57L59 86H61V85H60V84L62 83L61 80L64 78V77H63L62 79H60ZM78 77H79V76H78ZM80 77H79V78H80ZM89 77H90V76H89ZM151 77H152L153 79H151ZM161 77H162V78H161ZM186 77H185V78H186ZM199 77L201 78V75H200ZM87 78H88V77H87ZM104 78H105V75H104ZM104 78H103V77H101V78L99 77V78H94V79H96V83H97V85H98V84H100V82H98L97 79H103V80H104ZM154 78H155V79H154ZM158 78H159V79H158ZM200 78H198V79H200ZM67 79H68V80H66V78H65V80H66V82H67L68 85L65 84L66 82H65L64 79H63V84H65V88L68 87V86H69L70 88L68 87L69 89H67V90H68V91H67L65 88H63V86H64L63 84H62L61 87L58 86L59 88L57 87V94H58V93L61 94V93H60L61 91H58V89L63 88V90H62L63 92H62V94L59 96V98H60L63 94L65 95L64 89L66 90V92H68V94H69V92H70V94H71V92H73V90H74V92L71 94L72 97H73V94H74V95L77 94V96H78V93H79V92L77 93L78 89H77V91H76L75 88H77V86H78L80 83H79L78 85H76V87L74 86L75 88H73L72 86L75 84V82H76V84H77V83L79 82L80 79L77 80V81H78V82H77V81H75V79H78V78L76 77V78L74 79V81H75L74 83H73V82H69V81H72L69 77H68ZM69 79H70V80H69ZM85 79H86V78H85ZM94 79H91V77H90V80H89V81L94 80ZM186 79H187V78H186ZM198 79H197V80H198ZM81 80H82V79H81ZM81 80H80V82H82L83 85H85L86 82L84 83V79H83V81H81ZM103 80H101V81L103 82ZM116 80L118 81L119 79L117 78ZM151 80H152V81H151ZM154 80H155V81H154ZM156 80H157V81H156ZM197 80H196V82H197ZM85 81H86V80H85ZM99 81H100V80H99ZM119 81H120V80H119ZM182 81L184 82L185 79H184V80L182 79ZM182 81H181V82H182ZM198 81H200V80H198ZM87 82H88V81H87ZM102 82H101V84H103ZM122 82H124V81H120V83H122ZM153 82H154V83H153ZM157 82L159 83V86H160V84H162L160 89H159V86H155L156 89L153 87V88H154V89H153V92H154V90H155L158 94H157V93H152V92H151V93H150V92L148 93L147 90H148V91H151V90H149V87H148L147 85H150V88L152 89L151 85H157V84H155V83H157ZM181 82H180V84H178V85L176 84L177 86L175 85V86L177 87V89H178V86L182 84ZM185 82H186V81H185ZM196 82H194L195 85H194V83H192V84H193L194 86H197L198 84H200L199 82H197L198 84L196 85ZM69 83H72L73 85H71V84L69 85ZM82 83H81V85H82ZM94 83H95V81L92 82L93 86H95ZM96 83H95V84H96ZM150 83H151V84H150ZM152 83H153V84H152ZM178 83H179V82H178ZM88 84H90V86H89V87H90V90H89V89H88V90L91 92V90H92V89H91V82L88 83ZM88 84H87V86H88ZM146 84H147V85H146ZM183 84H184V83H183ZM83 85H82V86H83ZM121 85H122V84H121ZM121 85L118 84L117 87L119 88V86H121ZM186 85H187V84H186ZM100 86L102 87V85H100ZM100 86H99V87H100ZM105 86H106V84H105ZM105 86L102 87V88L104 89L105 93H104V94H101V95L98 94V93H96V95L98 94L97 97H98L99 95L101 96V98H102L103 96H105V97L107 96V97H108V94H107V93H109V91H108V88H107V87H106L107 90H105V89H106ZM182 86H183V85H182ZM190 86H192V85H190ZM71 87L73 88V90L71 89ZM89 87H86V85H85V88H89ZM97 87H98V86H97ZM97 87L95 86V88H97ZM99 87H98V88H99ZM101 87H100V88H101ZM184 87H185V85H184ZM78 88H79V91L82 90L80 86H78ZM82 88H83V87H82ZM85 88H84L85 92H84V90H82V92L80 91L81 93H79L78 99H79V97H80V94H84V93L87 92V91H86L87 89H85ZM92 88H93V87H92ZM95 88H93V89H95ZM121 88H122L121 94H120V92H119V91H120L119 89H118V90H119V91H118V94L115 93V92H114V93H115V95L117 94V96L120 94V99H119V98H116V100H117L116 103H117L118 101H120V102H118L119 105H121V109H120V110H123V109H124L123 105L125 104V102H126L125 100H126V99L123 97L122 93H123V92L125 93V92H126L125 89H127V88L123 87V85L121 86ZM180 88H181V89H179V91H181V90L184 89V88L182 89V87H180ZM185 88H186V87H185ZM192 88H193V86H192ZM192 88H191V90H192ZM103 89H101V92H99V91H98V92H99V93H102V92H103ZM158 89H159V90H158ZM189 89H190V87L188 88V91H189ZM71 90H72V91H71ZM95 90H97V89H95ZM98 90H100V89H98ZM116 90H117V89H116ZM168 90L175 91L174 88H173V89L170 88V89H168ZM168 90L166 91V93H165L164 91H162L163 96L168 97V98L171 97V98L177 100V99H178V95L176 94V91L172 93L171 91H168ZM191 90H190V91H191ZM197 90H198V89L195 88V91H197ZM75 91H76V92H75ZM89 91H88V92H89ZM106 91H107V92H106ZM158 91H159V92H158ZM190 91H189V92H190ZM193 91H194V89H193ZM83 92H84V93H83ZM96 92H97V91H96ZM116 92H117V91H116ZM168 92H169V94H168ZM189 92H188V93H189ZM191 92H192V91H191ZM191 92H190V93H191ZM174 93H175V94H174ZM59 94H58V95H59ZM68 94L66 93V98L70 96V98L72 99L71 95H70V94L68 95ZM88 94H89V93H88ZM91 94H93V92L90 93L89 96H90ZM106 94H107V95H106ZM167 94H168V95H167ZM171 94H172V95H171ZM191 94H195V93L193 92V93H191ZM64 95H63V96H64ZM84 95H85V94H84ZM96 95H94L95 97L92 96L93 98H92V97H88V95H86V97H88V99L92 98L91 100H93L94 98H96L95 100H93L94 103L91 102V100L89 101V100L87 99V101H88L87 103L91 102V103H92L91 106L94 105L95 107H97V109H98V110H97V113H98V111L100 112V110H101L100 107H99L100 105H99L98 103L101 102L100 104H102L103 100H102V101H101V100H98L99 98H97ZM102 95H103V96H102ZM160 95H161V94H160ZM160 95H159V97H160ZM188 95H189V94H187V98H188ZM196 95H197V94H196ZM63 96H62V97H63ZM100 96H99V97H100ZM117 96H116V97H117ZM148 96H149V95H148ZM161 96H162V95H161ZM163 96H162V97H163ZM176 96H177V97H176ZM189 96H191V95H189ZM57 97H58V96H57ZM57 97H56V98H57ZM75 97H76V96L73 97V100H71L70 98H68V99H70L71 101H70V100H67V99H66V100L64 99L65 102H63V101H59V104H60L61 102L63 103V104L61 103L62 105L60 104V107L62 106L61 109L59 108L62 114H63V112H65V110H68V111L66 112V114L69 113L70 116H71V115H75V114L77 115L76 111H74V110H76L74 106H76V108H77V105H79V104H75V100H77V97H76V99H75ZM84 97H85V96H84ZM105 97H103V98H105ZM114 97H115V96H114ZM145 97H146V98H145ZM149 97H151V98L153 99L154 95H153V96L151 95V96H149ZM149 97H148V98H149ZM162 97H160V98H162ZM197 97H198V96H197ZM64 98H65V97H64ZM82 98H83V96L80 98V103L84 100L85 104L82 102V105L84 104L85 107H86V105H87L86 100H85V98H84V99L81 101ZM121 98L124 99V102H123V99H121ZM134 98H135V97H134ZM154 98H155V97H154ZM157 98H158V97H157ZM157 98H156L155 100H157ZM160 98H159V100H160ZM190 98H191V97H189V99H190ZM192 98H193V96H192ZM62 99H63V98H60V99H57V100H55V101H56V103H57L58 100H62ZM193 99H194V100L196 99V100L198 101V103H199V101H200V98H198L199 100H198L196 97H194ZM104 100H106V99H104ZM127 100H128V99H127ZM148 100H149V99H148ZM159 100H157V101H159ZM196 100H195V101H196ZM66 101H69V102H73V101H74V102H73V105H72V103H71V105H72V106H71L70 103H69V102H66ZM78 101H79V100H78ZM187 101H188V100H187ZM190 101H191V100H190ZM190 101H188V102H190ZM97 102H98V103H97ZM191 102H193V100H192ZM66 103H67V104L69 103V104L67 105ZM76 103H77V101H76ZM95 103H97V104H95ZM126 103H127V102H126ZM130 103H132V102H130ZM130 103H129V105H130ZM198 103H197V104H198ZM203 103H204V102H203ZM53 104H54V105H53V106H54L53 109L55 108V106H56V107H59V106L57 105L58 103L55 105V102H53ZM104 104L106 105V103H103L102 106H103ZM200 104H201V102H200ZM200 104H199V105H200ZM46 105H47V107H50V105H52V103H51L49 106H48V104H46ZM65 105H66V107L68 106L69 108L67 107V109H66ZM69 105H70V106H69ZM84 105H83V106H84ZM89 105H90V104H89ZM129 105H128V106H129ZM131 105H132V104H131ZM131 105H130V106H131ZM87 106H88V105H87ZM91 106H90V107H91ZM102 106H101V107H102ZM124 106H125V105H124ZM130 106H129V108H130ZM197 106H198V105H197ZM205 106H206V107H204V108H206V112H205V114H206V113H210V111H207V110L210 109V106L207 105L206 103H205ZM72 107L74 108V110H73ZM78 107H79V106H78ZM92 107H93V106H92ZM95 107H94V108H95ZM103 107H104V106H103ZM122 107H123V108H122ZM125 107H126V106H125ZM198 107H201V106H198ZM50 108H51V107H50ZM79 108H81V106H80ZM83 108H84V107H83ZM83 108L80 109V111L82 110V112H83V111H84ZM129 108H128V109H129ZM201 108L203 109V106H202ZM48 109H49V108H48ZM53 109H52V110H53ZM77 109H78V108H77ZM85 109L88 110L89 107H88V108L86 107ZM91 109H92V108H91ZM91 109H90V110H91ZM102 109H103V108H102ZM174 109H175V110H173V111H175L174 113H176V112H177V111H176V108H174ZM55 110L58 111V109H55ZM55 110H53V111L55 112ZM87 110H86V111H87ZM105 110H106V108H104V110H102V111H105ZM203 110H204V109H203ZM203 110H201V111H203ZM69 111H71V112H69ZM73 111H74V112H73ZM78 111H79V110H78ZM204 111H205V110H204ZM204 111H203V112H204ZM58 112H59V111H58ZM82 112H81V114H82ZM89 112H90V111H89ZM89 112H88V113H89ZM92 112H93V110H92ZM92 112H91V113H92ZM95 112H96V109H95ZM122 112H123V111H122ZM196 112H198V111H196ZM79 113H80V112H78V116L80 115ZM83 113H85V111H84ZM91 113H90V114H91ZM93 113H94V112H93ZM93 113H92V115H95V114H96V113H95V114H93ZM103 113H104V116H105V115H106V114H105L106 111L103 112ZM172 113H173V112H172ZM174 113H173V114H174ZM66 114H65V117H66L65 119H67V121L65 120L64 122H66L65 124L67 125V122H68V120H69V123H68V125H69L70 122H71L72 120L69 118V114H68L67 116H66ZM195 114H196V113H195ZM197 114H199V113H197ZM200 114H201V113H200ZM203 114H204V113H203ZM53 115H54V114H53ZM53 115H51L50 118H49L50 120L47 119V121L44 120V119L42 118L43 116H42L41 118L43 119L44 122L46 121L47 123H51V124L54 123V124H53L54 126L52 125V127H53V130L55 131V129H56V128H54L55 125H58V124H56V123L59 121L60 118H62V120H63V115H62V117H59V116H60L59 114H58V116L55 114L57 117H53V118L51 119V117H52ZM55 115H54V116H55ZM87 115H88V114L86 113L85 116H87ZM92 115L90 116V118H87V117H86L87 120L93 118L94 116L92 117ZM96 115H97V118H98L99 115H98V114H96ZM96 115H95V116H96ZM100 115H102V114L100 113ZM80 116L82 117V115H80ZM80 116H79V117L74 116V117H77V118L82 119V120H80V121H82V123H83L84 120H83V118H81ZM83 116H84V115H83ZM88 116H89V115H88ZM31 117H32V116H31ZM35 117H36V118H34V119H36V121H34V123L36 122V124L32 123V124H34V125H32V124L28 125L27 123L30 122L29 120H28L29 122H26V124H25V122L20 121V120H22L23 118L20 119V120H19V118H17L18 120L16 121V122L20 121L21 123L23 122L26 126L28 125V126H27L28 128H27V127L23 124V127L25 126V128L22 127L23 130L21 129V130L19 131V133H16V135H15V137L18 136V137H16V138H20V136H22V139H21V138H20V139L23 140V141H24V139H25V137H26V140H25V141L27 142V139L29 140V142H27L26 145H23V141H20V140H18V141L22 142V144H21L20 142H18V141H13V135L15 134L14 131H13L14 134L12 135V143H13V144H11V149H12V148H13V149H12V152H10V153H12V155H13L12 159H14V160H12V163H15V162L17 163V162H18L17 165H16V163H15L14 165L17 166V168H18V167L20 168V166H18V164H19V163L21 164V162H22L21 160H24V161H25V164L28 166V167H27V168H28L27 171H25V173H24L25 175L23 174V175L26 176V177H27V176H29V177H30V176H31V177H34L33 174H35V176H36L37 171H38V168L35 169V167H36L39 163H40L39 165H41V162H42V164H43V163H44V164L46 163V164H50V165H51V163H52L51 161H52V160H51V161L48 160V159L50 158V156H49V158H47V154H48V155H49V153L53 154V153H52L53 151H52V150L50 151V149L53 148V150H54V147H55V146H54V145H51V144H52V143L54 144L53 140L55 141V138H57L56 136H55V138H54V136H52L54 139H53V140L50 139L51 136H50V135H47L46 133H49V132L47 131V129H48V126H51V125H48V124H47L48 126H47V129H46V128L44 127V126H46V123H43V121H40L41 123L45 124L44 126H43L42 124H40V125H42V126H40L41 129H42L41 132H43V128H45V129H46V131H45L46 133L43 132L42 134H40L41 132L39 133V131H37V134H35V135H34L33 133L31 134L30 132H34V131H32V130L34 129L35 125H37V124L39 123V122H37V119H38L37 117H38V115L35 116ZM39 117H40V116H39ZM72 117H73V116H71V118H72ZM102 117H103V116H102ZM102 117H101V118H102ZM44 118L46 119L47 116H46V117L44 116ZM55 118H56V119H55ZM58 118H59V119H58ZM68 118H69V119H68ZM77 118H74V119H77ZM86 118H85V119H86ZM29 119L32 120V118H30V117H29ZM34 119H33V120H34ZM53 119H54V120H53ZM57 119H58V120H57ZM98 119L100 120V118H98ZM13 120H16V118H13ZM13 120H12V121H13ZM26 120H27V118H26ZM39 120H41V119L39 118ZM39 120H38V121H39ZM56 120H57V121H56ZM87 120H85L87 123L90 122L89 120H88V121H87ZM92 120H93V121H92ZM92 120H91V121H92L95 125H97V124L100 123V122H101V123L104 122L103 120H102V121L100 120V121L98 122L97 119H96L95 117H94V119H92ZM48 121H50V122H48ZM54 121H56V123H55ZM80 121H79V124H80ZM20 122H18V124H19ZM31 122H32V121H31ZM64 122H63V123H64ZM74 122H75V121H74ZM14 123H15V122H14ZM21 123H20V124H21ZM58 123H60V125L62 124L61 121L58 122ZM76 123H77V124H76ZM76 123L73 124V123L71 122L72 126L75 125V124H76V125H79L78 122H76ZM82 123H81V124H82ZM84 123H85V122H84ZM87 123H85V124H87ZM90 123H91V122H90ZM81 124H80V126H82ZM88 124H89V123H88ZM91 124H92V123H91ZM31 125H32L33 127H32ZM66 125H61V126H63L64 129H66V128L68 127V126H67V127L65 128ZM76 125H75V126H76ZM29 126H30L31 128H29ZM61 126H59V127L57 126V127L60 128ZM69 126H70V125H69ZM75 126H74V127H75ZM36 127L38 128L39 125L36 126ZM76 127H77V126H76ZM83 127H84V124H83V126L81 127L82 130L85 129V128L83 129ZM32 128H33V129H32ZM50 128H51V127H50ZM50 128H49V129H50ZM28 129H29L30 131H29ZM62 129H63V128H62ZM64 129H63V130H64ZM69 129H71V128H68L67 130H69ZM78 129L80 130L79 127H78ZM78 129H77V130H78ZM24 130H25V132L28 130L29 133H30V135L27 134L28 131H27V133L23 132ZM36 130H37V129H36ZM38 130H40V129L38 128ZM53 130H49L50 133H51V131L53 132ZM71 130H75V131H77L76 129H73V128H72ZM79 130H78V132H79ZM56 131H57V129H56ZM20 132H23V133H21V135H20ZM58 132H61L60 135L62 136L63 133H64L65 131H62V130L60 131V129H59ZM58 132H57V133H58ZM62 132H63V133H62ZM82 132H83V131H82ZM24 133H25V134H24ZM34 133H36V131H35ZM18 134H19V135H18ZM22 134H24V136L27 134V136L24 137ZM44 134H45V135H44ZM53 134H54V133H53ZM53 134L51 133V135H53ZM64 134H65V133H64ZM28 135H29V136H28ZM32 135L34 136V138H38V139L34 140V138L32 137ZM41 135H42V136H41ZM57 135L59 136V134H57ZM98 135H99V133H98ZM38 136H39V137H38ZM63 136H64V135H63ZM101 136H102V134H101ZM101 136L99 135V137H100L99 141L101 140ZM31 137H32V138H31ZM46 137H47V138H46ZM48 137H49V138H48ZM52 137H51V138H52ZM86 137H88L87 134H86ZM92 137H95V136H92ZM96 137H97V136H96ZM99 137H97V138H99ZM16 138H15V139H16ZM42 138H43V139H42ZM45 138H46V139H45ZM60 138H61V137H60ZM89 138H91V137H89ZM31 139L34 140V143H35V141H36V144H33V141H32ZM39 139H40V140H39ZM58 139H59V137L57 138V140H58ZM95 139H96V138H95ZM30 140L32 141V143L30 142ZM46 140H47V141H46ZM57 140H56V141H57ZM59 140H60V139H59ZM88 140H89V139H88ZM90 140H92V138H91ZM25 141H24V142H25ZM41 141H42V142H41ZM86 141H87V140H86ZM86 141H85V142H86ZM97 141H98V139H97ZM97 141L95 140V142H97ZM99 141H98V143H100ZM101 141H102V140H101ZM14 142H16V143L18 142V143H19V144L17 143V144H18V145H17L18 147L15 145L16 143L14 144ZM26 142H25V143H26ZM37 142H38V143H37ZM40 142H41V143H40ZM49 142H50L51 144H50ZM85 142H84V147H83V149H88V148H89V149H92V147H93L94 149H96L97 147L95 148V145H96V146H99V145H100V144L97 145V144L94 143V142H93L94 144H91L92 142H91V143H88V142H89V141H88L87 143L90 144V146L86 147V146H87V145H86L87 143H85ZM25 143H24V144H25ZM29 143H31V145H30ZM55 143H57V144L59 143V144H60V142H55ZM81 143H82V142H81ZM20 144H21L22 146H19ZM49 144L52 146L51 148H50ZM13 145H14V146H13ZM32 145H33V146H32ZM15 146H16V147H15ZM53 146H54V147H53ZM82 146H83V145H81V147H82ZM31 147H32V148H31ZM37 148H39V149L37 150ZM11 149H10V150H11ZM35 149H36V150H35ZM47 149L49 150V153L45 152V150H47ZM98 149H100L99 152H98V154H99L100 151H101V149H102L101 145H100V148L98 147ZM92 150H93V149H92ZM141 150H142V148H141ZM141 150L139 151V152H140V153H139L140 156H138L139 154L135 155L136 158H135V156H134V160L137 161V162L134 161V162H136V164H138V161H140L139 163H141V161L146 160L145 158H148V157H146V156H148V155H146V154H144V153H143V154H144L145 156H144V155H141V154H142L141 152L144 151V150H143V151H141ZM26 151H28L29 153L26 152ZM161 151H162V149H161ZM161 151H160V154L158 153L159 151H158L157 153H158L159 155H163L164 150H163L162 154H161ZM24 152H25V153H24ZM101 152H102V151H101ZM21 153H22V154H21ZM43 153H45V154H43ZM46 153H47V154H46ZM54 153H55V150H54ZM23 154H24V155H23ZM25 154H26V155H25ZM37 154H38V155H37ZM98 154H96V155H98ZM14 155H15L16 157H15ZM17 155H18V156H17ZM19 155H23L24 157L21 159L22 156H19ZM55 155H56V154H55ZM55 155H52V157H53V156L55 157ZM25 156H26V157H25ZM37 156H38V157H37ZM45 156H46V158H45ZM131 156H133V154H132ZM141 156H142V157H141ZM143 156H144L145 158H144ZM30 157H32V158H30ZM33 157H34V159H33ZM54 157H53V158H54ZM92 157L94 158V155H92L91 158H92ZM95 157H96V159L99 158V156H98V157L95 156ZM140 157H141V158H140ZM10 158H11V157H10ZM15 158H16V159L18 158L19 160L17 159V160H18V161H17V160H15ZM53 158H51V159H53ZM100 159H102V158H100ZM100 159H99V160H100ZM27 160H28V161H27ZM47 160H48V162H47ZM94 160H95V159L92 160V163H93ZM10 161H11V160H10ZM13 161H14V162H13ZM40 161H41V162H40ZM90 161H91V160H90ZM100 161H101V160H100ZM49 162H51V163H49ZM99 163H100V162H99ZM28 164H29V165H28ZM35 164H36V165H35ZM32 165H33V166H32ZM34 165H35V167H34ZM98 166H100V165H98ZM19 168H18V169H19ZM39 168H40V167H39ZM145 169L147 170V168H145ZM145 169H143V170L140 172V176H141V174H143V173H145V174L147 173L146 175L150 174V173H148V172H149V169H148V172H147ZM30 170H32V171H30ZM28 171H29V172H28ZM144 171H146V172H144ZM150 171H151V170H150ZM142 172H143V173H142ZM26 173H27V175H26ZM28 174H29V175H28ZM145 174L142 175V176H146ZM32 175H33V176H32ZM24 176H23V177H24ZM34 178H38V179H39L38 176H36V177H34ZM140 178H143V177H140ZM127 191H128V190H127ZM124 195H125V193L123 192L122 196H124ZM96 209H97V208H93V211H92V209H91V210L88 211L87 213L91 214L92 216H94L95 213H96V215H98V214H99V213H98L99 211H98V210L96 211ZM92 212H94V213H92ZM97 213H98V214H97ZM204 250H205V249H204ZM205 251H206V252H205ZM205 251H203V252L205 253V254H203V257H204V258H203V257H202V258L199 257V261H198V259H197L196 261H198V262H197V263L195 262L196 264H198V263H199V264H208V262L206 261V256H207V254H208V250L206 249ZM205 255H206V256H205ZM200 258H201V259H200ZM202 261H203V262H202ZM205 261H206V262H205ZM186 262H187V261H186ZM200 262H201V263H200ZM188 263H190V262H188ZM191 263H192V262H191ZM191 263H190V264H191ZM182 264H187V263H182ZM192 264H193V263H192Z\"/></svg>","mask_w":264,"mask_h":264}]
</instances>
